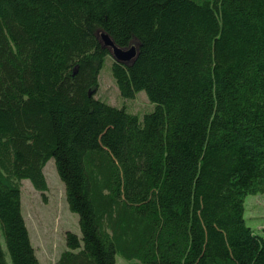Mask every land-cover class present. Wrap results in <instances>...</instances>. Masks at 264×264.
<instances>
[{
    "label": "trees",
    "instance_id": "1",
    "mask_svg": "<svg viewBox=\"0 0 264 264\" xmlns=\"http://www.w3.org/2000/svg\"><path fill=\"white\" fill-rule=\"evenodd\" d=\"M116 46L135 45L133 62ZM107 56L120 96L96 98ZM54 159L81 236L53 264H264L245 200L264 192V0H0V229L42 264L22 181ZM0 264H8L0 242Z\"/></svg>",
    "mask_w": 264,
    "mask_h": 264
},
{
    "label": "rangeland",
    "instance_id": "2",
    "mask_svg": "<svg viewBox=\"0 0 264 264\" xmlns=\"http://www.w3.org/2000/svg\"><path fill=\"white\" fill-rule=\"evenodd\" d=\"M113 59L107 56L100 74V86L96 98L128 112L143 115L151 112L154 105L145 91H138L133 99L120 96L119 89L112 76ZM48 190H37L29 179L22 181V213L32 235V243L39 254L50 261L59 258L67 249L66 232L71 231L81 236L78 214L72 212L66 199L65 184L61 180L54 159H50L43 168ZM245 219L256 234L264 236V192L251 194L245 200ZM0 242L10 264L5 239L0 229ZM42 256V255H41ZM42 263L46 264L45 257ZM57 260V259H56ZM55 260V261H56ZM116 264H141L136 260H128L116 255Z\"/></svg>",
    "mask_w": 264,
    "mask_h": 264
},
{
    "label": "water",
    "instance_id": "3",
    "mask_svg": "<svg viewBox=\"0 0 264 264\" xmlns=\"http://www.w3.org/2000/svg\"><path fill=\"white\" fill-rule=\"evenodd\" d=\"M102 39L105 47L110 49L112 56L116 61L127 64L133 62L136 58L138 47L135 45L129 48H120L116 46L112 38L105 33L102 34Z\"/></svg>",
    "mask_w": 264,
    "mask_h": 264
},
{
    "label": "crops",
    "instance_id": "4",
    "mask_svg": "<svg viewBox=\"0 0 264 264\" xmlns=\"http://www.w3.org/2000/svg\"><path fill=\"white\" fill-rule=\"evenodd\" d=\"M21 204H22V192H21ZM22 209H23V204H22ZM24 217V216H23ZM25 219V218H24ZM25 222H26V219H25ZM26 225H27V222H26ZM27 228H28V231H29V234H30V238H31V242H32V235H31V232H30V228H29V226L27 225ZM33 244V243H32ZM2 245V244H1ZM33 247L35 248V253H36V256H37V258L39 259V261L42 263V260H43V258H42V256H43V254H39V252H38V250H37V247L33 244ZM5 252V251H4ZM5 255H6V259H7V261H8V258H7V254H6V252H5ZM42 255V256H41ZM43 257H45V256H43ZM10 258V257H9ZM46 259H48L47 261H45L46 262V264H53L54 262H55V260L56 259H58V258H56L55 260H52V261H50L49 260V258H47V257H45ZM44 261V260H43ZM8 264H9V261H8ZM10 264H11V262H10ZM42 264H44V263H42Z\"/></svg>",
    "mask_w": 264,
    "mask_h": 264
}]
</instances>
